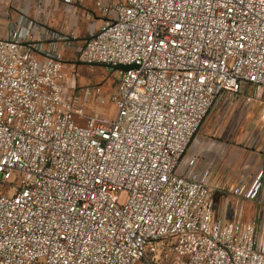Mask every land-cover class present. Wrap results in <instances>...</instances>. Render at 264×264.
I'll return each instance as SVG.
<instances>
[{
    "label": "built area",
    "instance_id": "built-area-1",
    "mask_svg": "<svg viewBox=\"0 0 264 264\" xmlns=\"http://www.w3.org/2000/svg\"><path fill=\"white\" fill-rule=\"evenodd\" d=\"M97 8L104 25L72 59L135 66L113 116L102 86L67 71L68 36L27 14L0 30V264H264V206L227 221L213 168L184 158L220 96L264 110V0Z\"/></svg>",
    "mask_w": 264,
    "mask_h": 264
},
{
    "label": "crops",
    "instance_id": "crops-1",
    "mask_svg": "<svg viewBox=\"0 0 264 264\" xmlns=\"http://www.w3.org/2000/svg\"><path fill=\"white\" fill-rule=\"evenodd\" d=\"M107 2V0H80V2L68 5L64 0H0V30L3 34L6 32V27L9 22L15 21L20 14H27L33 19L42 21L52 31L64 34L70 38V44L67 47L66 52H63L64 60L68 62V57L73 56L74 52L83 46L86 40L90 39L98 30L104 25L105 18L103 14L97 8L98 2ZM37 2L38 5L42 4L43 11L41 14L37 13ZM66 47L61 42L58 43V48L63 49ZM237 104H243L237 102ZM244 105V104H243ZM258 105L259 108L256 106ZM250 107L249 115L246 116L247 120L253 123L254 118H258L257 125L264 121V110L263 105L259 103H253L247 105ZM259 122V123H258ZM257 126L256 124H252ZM253 130V129H252ZM242 131V130H241ZM240 130L234 135V145L225 148L224 152L221 148L213 150L214 156L219 154L224 158L220 162L214 163L213 157L208 156V148L205 145H200L198 151L192 157L197 160V168L199 170L206 169L211 166L213 168V182L222 187L225 184L235 185L243 184L247 179V174L244 172L245 169L251 168V165L245 164V150L244 146H249V149L253 148L254 143L251 145L244 144V135ZM250 132V131H249ZM264 148V126L263 135ZM233 158L230 162L229 158ZM264 171V157L262 160ZM238 204V203H237ZM264 206L262 202H259L258 206L252 203L236 205L237 214L233 211L231 217L226 216L227 221H234L240 215L246 221H251L258 217L259 210ZM240 208V209H239ZM241 212V214H240ZM240 214V215H239Z\"/></svg>",
    "mask_w": 264,
    "mask_h": 264
},
{
    "label": "rangeland",
    "instance_id": "rangeland-1",
    "mask_svg": "<svg viewBox=\"0 0 264 264\" xmlns=\"http://www.w3.org/2000/svg\"><path fill=\"white\" fill-rule=\"evenodd\" d=\"M121 1L123 0H107L108 3H117ZM36 5L38 6V2ZM68 62H70V64L67 65V71L75 73L78 85L80 87L88 85H100L103 87V92L106 99L108 100V104L102 109V111L109 113L110 116H113L115 114V108H113L110 98L117 91L121 73L115 72L113 69L103 66H91L85 64L77 65V58L74 57V59H72L71 55L68 57ZM256 107L259 108L258 105ZM249 111V106L237 104L236 100L232 96H220L215 101L209 114L194 136L184 158L187 159L192 157L195 153V150L198 149L199 151V146L201 144L207 146L209 157L214 156L213 150L215 148V150L221 148V150L224 152L225 148H230V145L235 144V133H237L239 130H242L241 132L244 135L243 145L248 143L251 145L254 143L253 148L251 149H249V146L243 147L245 150V164L252 166L251 168L244 170V172L247 174V179L243 185L251 187L258 181L259 183H262V189L258 201L250 202L255 206H258L259 202L264 204V175L260 177L261 172H264L262 171L264 148L262 147L263 140L261 139V136L263 135L264 121L262 120L261 123L258 122L259 125H257L258 118H254L253 123H251L250 120L246 119V116L249 115ZM252 124H256L257 126ZM221 155L217 154L213 157L215 161L214 163L220 162L222 159L224 160ZM229 161L232 162L233 158L230 157ZM232 184H225L223 187L216 184L218 188L216 189L214 200L216 205V213L218 215L231 217L233 215V211L236 210V205L240 203V208H242V204L249 203V201L237 198L232 194V187L230 188ZM235 214H237V211H235ZM244 221H246L245 217Z\"/></svg>",
    "mask_w": 264,
    "mask_h": 264
},
{
    "label": "water",
    "instance_id": "water-1",
    "mask_svg": "<svg viewBox=\"0 0 264 264\" xmlns=\"http://www.w3.org/2000/svg\"><path fill=\"white\" fill-rule=\"evenodd\" d=\"M82 64V63H77V65ZM94 66H101V65H94ZM106 68H111L113 69L115 72H126L132 68H135V66H122V65H118V66H103Z\"/></svg>",
    "mask_w": 264,
    "mask_h": 264
}]
</instances>
